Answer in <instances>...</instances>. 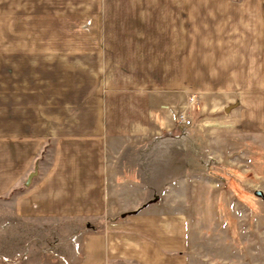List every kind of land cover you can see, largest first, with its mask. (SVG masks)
Segmentation results:
<instances>
[{"label":"crops","instance_id":"1","mask_svg":"<svg viewBox=\"0 0 264 264\" xmlns=\"http://www.w3.org/2000/svg\"><path fill=\"white\" fill-rule=\"evenodd\" d=\"M6 1L3 28L12 24L14 31L3 56L19 68L4 70L13 85L3 89L19 94L28 76L20 49L27 27L21 16L28 10L25 0ZM81 3L84 14L96 11L100 22L98 36L84 38L94 48L83 49L81 76L68 80L80 79L82 96L65 114L41 115L35 130L20 113L0 123V255H38L19 264H59L58 256L71 264H189L188 219L166 212L163 136L166 122L187 126L169 117L166 93L188 91L166 79V60L229 62L220 84L227 92L236 84L248 89L224 109L230 113L243 102V120H264V0ZM39 75L35 71V80ZM202 90L199 83L189 90V104L207 105ZM11 99L6 96L10 106ZM21 101L19 94L12 106L20 109ZM182 104L178 113L186 111Z\"/></svg>","mask_w":264,"mask_h":264},{"label":"rangeland","instance_id":"2","mask_svg":"<svg viewBox=\"0 0 264 264\" xmlns=\"http://www.w3.org/2000/svg\"><path fill=\"white\" fill-rule=\"evenodd\" d=\"M25 1L28 11L21 17H25L27 27L20 33L25 41L20 49L27 56L24 67L28 76L26 90L19 93L23 97L20 105H24L18 109L12 105L18 102L19 94L6 90L13 83L2 76L5 69L19 65H10L3 56V48L13 47L7 42L8 32L13 35L14 29L12 24L3 28L1 17L8 1L4 6L0 0V123L8 116L9 120L17 119L20 113L28 120L27 127L35 130L41 115L65 114L68 106L82 96L80 79L68 80L81 76L79 70L86 55L83 49L94 48L93 43H84V38L98 36L100 22L98 12L84 14L81 0ZM228 69L229 62L166 60V79L171 78L176 85L182 83L188 91L166 93V99L173 104L169 117L177 119L178 105L183 103L190 123L183 130L177 124L168 128L166 122V134L162 135L166 137V212L182 213L188 219L189 264H264V196L255 194H264V120H243L241 101L235 111L224 109L248 89L236 84V91L227 92V86L220 82ZM37 70L41 75L35 80ZM66 70L70 76L51 77L46 73ZM17 78L12 77V81L18 82ZM197 83L206 90L205 107L187 100L189 90H194ZM10 95L11 106L6 102ZM180 95L187 102L180 101ZM78 110L74 107L73 111ZM160 139H155L157 148H162ZM73 250L77 255L78 243ZM25 257L28 263H34L38 255L16 253L11 259L0 255V261L19 264ZM58 263L71 264L62 256H58Z\"/></svg>","mask_w":264,"mask_h":264},{"label":"built area","instance_id":"3","mask_svg":"<svg viewBox=\"0 0 264 264\" xmlns=\"http://www.w3.org/2000/svg\"><path fill=\"white\" fill-rule=\"evenodd\" d=\"M177 118L178 122L184 125H188L190 123L189 116L185 112H179Z\"/></svg>","mask_w":264,"mask_h":264},{"label":"water","instance_id":"4","mask_svg":"<svg viewBox=\"0 0 264 264\" xmlns=\"http://www.w3.org/2000/svg\"><path fill=\"white\" fill-rule=\"evenodd\" d=\"M31 177H32V174H30L28 176L27 181H26V184H28L30 182ZM255 194L258 195V196H264V194H262L261 191H256Z\"/></svg>","mask_w":264,"mask_h":264}]
</instances>
